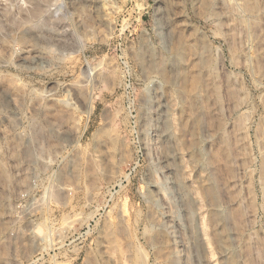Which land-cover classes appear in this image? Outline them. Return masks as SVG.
Returning a JSON list of instances; mask_svg holds the SVG:
<instances>
[{
	"label": "rangeland",
	"instance_id": "374dc122",
	"mask_svg": "<svg viewBox=\"0 0 264 264\" xmlns=\"http://www.w3.org/2000/svg\"><path fill=\"white\" fill-rule=\"evenodd\" d=\"M246 3L0 0V264H264Z\"/></svg>",
	"mask_w": 264,
	"mask_h": 264
},
{
	"label": "bare ground",
	"instance_id": "6f19581e",
	"mask_svg": "<svg viewBox=\"0 0 264 264\" xmlns=\"http://www.w3.org/2000/svg\"><path fill=\"white\" fill-rule=\"evenodd\" d=\"M247 1V5H246V9H248V10H253L254 9V6L251 4V1L252 0H246ZM255 11V10H254ZM24 23H29L28 22V20L26 21V22H24ZM41 32V31H40ZM162 76H164V75H162ZM204 178V177H203ZM218 204V203H217ZM213 206V205H212ZM215 207H217L216 205H215ZM221 207V206H220ZM214 208V207H213ZM218 230V229H217ZM229 246V245H228ZM220 251V250H219ZM227 253V249H222V254H226ZM221 255V254H220Z\"/></svg>",
	"mask_w": 264,
	"mask_h": 264
}]
</instances>
